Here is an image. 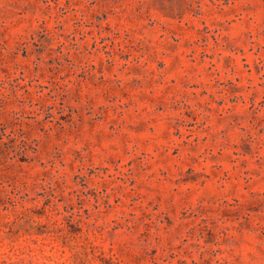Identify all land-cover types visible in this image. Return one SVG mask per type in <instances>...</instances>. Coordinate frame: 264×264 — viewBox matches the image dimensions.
<instances>
[{
	"label": "rangeland",
	"instance_id": "rangeland-1",
	"mask_svg": "<svg viewBox=\"0 0 264 264\" xmlns=\"http://www.w3.org/2000/svg\"><path fill=\"white\" fill-rule=\"evenodd\" d=\"M0 264H264V0H0Z\"/></svg>",
	"mask_w": 264,
	"mask_h": 264
}]
</instances>
